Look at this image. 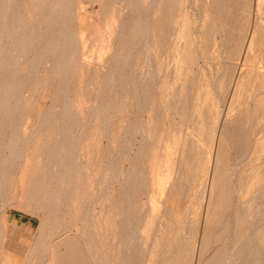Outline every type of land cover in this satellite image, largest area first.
Returning <instances> with one entry per match:
<instances>
[{
  "label": "rangeland",
  "instance_id": "obj_1",
  "mask_svg": "<svg viewBox=\"0 0 264 264\" xmlns=\"http://www.w3.org/2000/svg\"><path fill=\"white\" fill-rule=\"evenodd\" d=\"M0 183L17 264H261L264 0H0Z\"/></svg>",
  "mask_w": 264,
  "mask_h": 264
},
{
  "label": "bare ground",
  "instance_id": "obj_2",
  "mask_svg": "<svg viewBox=\"0 0 264 264\" xmlns=\"http://www.w3.org/2000/svg\"><path fill=\"white\" fill-rule=\"evenodd\" d=\"M25 1V0H24ZM17 2H19V1H17ZM20 3V2H19ZM23 3H25V2H23ZM21 5V4H20ZM19 5V6H20ZM136 6V8H137V10H138V13H139V15L141 16V20H142V29H144L145 30V32H147L148 31V23H149V21H148V17H150V16H148V13H147V11L144 9L145 7H142L141 5H139V4H136L135 5ZM20 7H23V5L22 6H20ZM17 8H18V6H17ZM19 9H21V8H19ZM25 9V8H24ZM23 9V10H24ZM17 10V9H16ZM15 12V11H14ZM20 12V11H19ZM18 13V12H17ZM16 14V13H15ZM14 14V15H15ZM150 14V13H149ZM13 15V14H12ZM20 14L18 13V15H16L17 17L19 16ZM22 16H23V14H22ZM25 17V16H24ZM23 17V18H24ZM11 18H13V16L11 17ZM19 18H22V17H20L19 16ZM14 19V18H13ZM12 19V20H13ZM26 19V18H25ZM11 20V21H12ZM20 21L22 22V21H24L23 19L22 20H20L19 19V23H20ZM10 23V22H9ZM9 23H8V25H9ZM12 23H13V21H12ZM12 23H10V25L12 24ZM23 24V23H22ZM14 25H15V23H14ZM22 26V25H21ZM11 27V26H10ZM14 28H16V27H14ZM18 28V27H17ZM16 28V29H17ZM20 28H22V27H20ZM12 29H13V27H12ZM22 30H24V28L22 29ZM143 30V31H144ZM17 31V30H16ZM19 31H20V29H19ZM142 31V30H141ZM21 32V31H20ZM23 32V31H22ZM144 33V32H143ZM147 33H149V32H147ZM147 33H146V35H147ZM23 35V34H22ZM144 35V34H143ZM145 35V36H146ZM17 36H19L18 35V33H17ZM21 37V36H20ZM144 40H146V42H147V44H148V37H146V39H144ZM20 41H21V39H20ZM69 41V40H68ZM22 42V41H21ZM150 47V46H149ZM149 47H148V49H149ZM147 49V50H148ZM146 50V51H147ZM148 52V51H147ZM146 52V53H147ZM148 54H149V52H148ZM149 56V55H148ZM147 56V57H148ZM145 123V122H144ZM27 146V145H26ZM26 146H25V148H26ZM28 147V146H27ZM23 150V149H22ZM22 154V153H21ZM78 154H79V152H78ZM23 155H24V150H23ZM19 156H21L20 154H19ZM17 160H18V157L16 158ZM15 160V159H14ZM75 162H76V160H75ZM78 163V162H77ZM14 164V163H13ZM13 164H12V167H13ZM75 165H77L76 163H75ZM72 173V172H71ZM70 173V174H71ZM5 174V173H4ZM7 175H9V174H7ZM50 176V178H51V174L49 175ZM69 176V175H68ZM4 177V176H3ZM63 177V176H62ZM61 177V180H63V178L64 177H66L65 175H64V177L62 178ZM6 178V175H5V177L3 178V181H4V179ZM7 179V178H6ZM12 179V178H11ZM66 179V178H65ZM68 179H69V177H68ZM74 179V178H73ZM60 179H58V181H59ZM60 180V181H61ZM1 182H2V180H1ZM57 182V181H56ZM3 183H5V182H3ZM62 183V182H61ZM1 184V183H0ZM63 184V183H62ZM61 184V185H62ZM57 185H59V183L57 184ZM4 186V185H3ZM53 187H54V185H53ZM4 188V187H3ZM53 190V189H52ZM57 188L55 189V191L56 192H51V194H50V196H49V202L52 204L53 202H56V201H53V199H60V196L58 195L60 192L62 193V191H59V193H57ZM1 192V191H0ZM203 192V191H202ZM60 193V194H61ZM64 194V193H63ZM63 194H62V196H63ZM202 195V194H201ZM62 198H64V197H62ZM51 200V201H50ZM59 202V204H60V201H58L57 200V202L56 203H58ZM49 203V204H50ZM58 205V204H57ZM46 207H47V205H46ZM72 208V207H71ZM44 212H47V211H44ZM244 212V211H243ZM85 216V215H84ZM39 217V216H38ZM50 217V213H47L45 216H43L42 218H41V220H47L48 218ZM87 223H89V222H87ZM1 224V223H0ZM249 224V223H248ZM262 224H264V223H262ZM13 225V224H12ZM88 225V224H87ZM8 226V225H7ZM256 226V225H255ZM10 227V226H9ZM233 227V226H232ZM7 228V227H6ZM250 228H251V226H250ZM3 229V228H2ZM232 230V229H231ZM253 230V229H252ZM250 232H251V230H250ZM254 232V231H253ZM253 232H251L252 234H253ZM231 233V232H230ZM4 231L2 232V230H1V225H0V264H17L16 262H14V255L12 254V252H7V250H6V248H5V244L6 243H3V240H4ZM91 236V235H90ZM253 236H254V241H255V239L258 237H256V235H254L253 234ZM252 236V237H253ZM120 237V236H119ZM256 237V238H255ZM247 238V237H246ZM13 239V238H12ZM140 239V238H139ZM138 239H136V241H137ZM87 241V240H86ZM139 241H141V240H139ZM257 241V240H256ZM255 241V242H256ZM50 243V242H49ZM140 243V242H139ZM65 244H66V249L63 251V252H61L60 254H58L57 256L55 255L56 253H55V251L53 252V254L51 255V260L52 261H56V260H58V263L57 264H71L72 263V259H71V253H72V248L71 247H68V243H66L65 242ZM256 244H257V242H256ZM5 245V246H4ZM12 245V244H11ZM35 245V244H34ZM46 244H44V242L42 243L41 241H40V243H39V251H40V254L43 256V257H45L46 256V254L49 256V250H50V245L49 244H47V246H45ZM48 245H49V247H48ZM243 245V244H242ZM9 247L10 246H8V249H9ZM86 246H84V248H85ZM94 247V246H93ZM96 247V246H95ZM258 248H259V251H260V249H261V247H259V246H257ZM27 248V247H26ZM87 248V247H86ZM37 249H38V245H37ZM53 249V248H52ZM30 250H35V246H32L31 248H30ZM85 250H88V248L87 249H85ZM231 251V250H230ZM88 252H89V250H88ZM14 253V252H13ZM251 253H253L252 251H251ZM260 253V252H259ZM87 254H89V256H90V264H97L98 263V261H99V259H100V255H99V253H98V249H96V248H94V252H92L91 253V255H90V253H87ZM252 255V254H251ZM250 255V256H251ZM261 257H263L262 255H260ZM259 256V257H260ZM255 257H257V256H255ZM258 257V259H260ZM248 258H250V257H248ZM47 259V258H46ZM41 260H42V257H41ZM40 260V262H43V261H41ZM132 260V259H131ZM261 260V259H260ZM129 262H130V260H129ZM233 262V261H232ZM246 262V261H245ZM249 262V261H248ZM260 262V261H259ZM261 264H264V259L263 260H261V262H260ZM42 264V263H41ZM244 264V263H243Z\"/></svg>",
  "mask_w": 264,
  "mask_h": 264
}]
</instances>
